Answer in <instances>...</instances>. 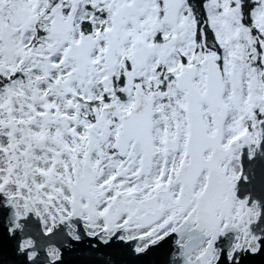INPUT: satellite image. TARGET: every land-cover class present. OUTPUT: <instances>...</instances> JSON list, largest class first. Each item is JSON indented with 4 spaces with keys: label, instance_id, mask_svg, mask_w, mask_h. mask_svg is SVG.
<instances>
[{
    "label": "snow or ice",
    "instance_id": "snow-or-ice-1",
    "mask_svg": "<svg viewBox=\"0 0 264 264\" xmlns=\"http://www.w3.org/2000/svg\"><path fill=\"white\" fill-rule=\"evenodd\" d=\"M0 229L24 264L264 254V0H0Z\"/></svg>",
    "mask_w": 264,
    "mask_h": 264
},
{
    "label": "water",
    "instance_id": "water-1",
    "mask_svg": "<svg viewBox=\"0 0 264 264\" xmlns=\"http://www.w3.org/2000/svg\"><path fill=\"white\" fill-rule=\"evenodd\" d=\"M173 238L153 247L146 255L135 257L130 249L114 245L106 250H93L87 239L75 249L66 251L64 264H174ZM0 264H24L16 252V242L0 229ZM247 264H264V254L257 255Z\"/></svg>",
    "mask_w": 264,
    "mask_h": 264
}]
</instances>
